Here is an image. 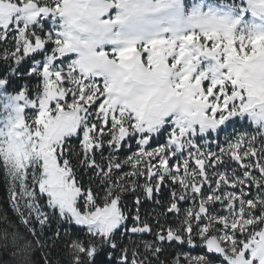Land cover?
<instances>
[{
	"label": "snow or ice",
	"instance_id": "obj_1",
	"mask_svg": "<svg viewBox=\"0 0 264 264\" xmlns=\"http://www.w3.org/2000/svg\"><path fill=\"white\" fill-rule=\"evenodd\" d=\"M0 172L66 264H264V0H0Z\"/></svg>",
	"mask_w": 264,
	"mask_h": 264
},
{
	"label": "trees",
	"instance_id": "obj_2",
	"mask_svg": "<svg viewBox=\"0 0 264 264\" xmlns=\"http://www.w3.org/2000/svg\"><path fill=\"white\" fill-rule=\"evenodd\" d=\"M20 70L23 71L24 68L22 67ZM23 82V80H15L14 83L6 89V91L9 93H14L18 90V85L22 84ZM34 82L35 80L33 79L31 83ZM10 210L11 208L9 204V192L7 184L4 180V174L0 172V264H43V257L46 254L49 257V261L45 262V264H59L60 261L62 264H66L68 259L67 254L64 256L59 249H52L51 241L49 240L51 232H49L47 229H45V231L39 235L33 234L32 231V246L34 248L32 257L27 259L20 257L14 258L13 253L10 250V245H12L10 240L13 238L11 236L4 235L8 232V228L1 223V215L7 212L10 216ZM53 227H55V225H53ZM63 227L71 228L73 231L76 230L75 226H69L67 224L63 225ZM37 231H40L38 225ZM6 237L8 239H6Z\"/></svg>",
	"mask_w": 264,
	"mask_h": 264
},
{
	"label": "rangeland",
	"instance_id": "obj_3",
	"mask_svg": "<svg viewBox=\"0 0 264 264\" xmlns=\"http://www.w3.org/2000/svg\"><path fill=\"white\" fill-rule=\"evenodd\" d=\"M225 2L229 4H240L242 0H225ZM192 3L193 0H185L186 8L191 7ZM116 14V9L110 10L109 15ZM249 19V17H245V20ZM10 208V216L7 212L1 215V223L8 228V232L4 235L11 236L13 238L10 240V243L12 244L10 245V250L13 253V257L27 259L32 257V252L34 250L32 246V228L30 225L25 223L24 217L19 215L12 204H10ZM6 239L8 238L6 237Z\"/></svg>",
	"mask_w": 264,
	"mask_h": 264
}]
</instances>
